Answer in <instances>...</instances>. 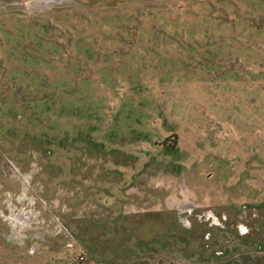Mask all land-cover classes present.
Segmentation results:
<instances>
[{"label":"rangeland","instance_id":"rangeland-1","mask_svg":"<svg viewBox=\"0 0 264 264\" xmlns=\"http://www.w3.org/2000/svg\"><path fill=\"white\" fill-rule=\"evenodd\" d=\"M237 1L0 0V264H264V142L236 177L197 140L221 173L185 190L161 102L170 40L197 61Z\"/></svg>","mask_w":264,"mask_h":264},{"label":"crops","instance_id":"crops-1","mask_svg":"<svg viewBox=\"0 0 264 264\" xmlns=\"http://www.w3.org/2000/svg\"><path fill=\"white\" fill-rule=\"evenodd\" d=\"M225 2L233 3L220 0L221 4ZM237 2L243 13L229 14L220 5L212 23L214 38L195 41L197 61H190L187 41L173 39L168 44L182 48L171 49L176 54L168 58L165 72L168 81L162 88L165 95L161 102L169 109L168 117L164 118L165 125L171 127L166 135L172 141H168L169 149L187 158L184 165L188 167H181L186 176L182 177L185 190L188 184H196L203 178L214 180L221 173L216 170L204 173L199 163L189 167L199 158L198 151L193 149L197 140L212 137L230 142V150L224 154L236 159L231 162L236 177L238 157H248L240 146L253 147L264 142V12H258L264 10V0ZM192 78L196 81L191 82ZM214 116L231 123L223 120L220 130L219 126L211 130L208 123L212 119L208 117ZM158 121L162 119L157 118ZM176 177L173 182L178 180ZM234 180L235 177L231 178L229 184ZM259 183L264 185V181ZM218 187L222 189V185Z\"/></svg>","mask_w":264,"mask_h":264},{"label":"built area","instance_id":"built-area-1","mask_svg":"<svg viewBox=\"0 0 264 264\" xmlns=\"http://www.w3.org/2000/svg\"><path fill=\"white\" fill-rule=\"evenodd\" d=\"M80 257H81V258H83V257H84V255H83V254H82V255H80Z\"/></svg>","mask_w":264,"mask_h":264}]
</instances>
